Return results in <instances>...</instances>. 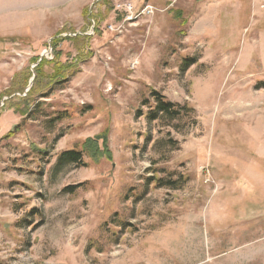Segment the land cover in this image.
<instances>
[{"label":"rangeland","instance_id":"1","mask_svg":"<svg viewBox=\"0 0 264 264\" xmlns=\"http://www.w3.org/2000/svg\"><path fill=\"white\" fill-rule=\"evenodd\" d=\"M0 264H264V0H0Z\"/></svg>","mask_w":264,"mask_h":264},{"label":"trees","instance_id":"2","mask_svg":"<svg viewBox=\"0 0 264 264\" xmlns=\"http://www.w3.org/2000/svg\"><path fill=\"white\" fill-rule=\"evenodd\" d=\"M195 60H188L186 61V64L183 66V71L189 67L190 65L194 64ZM73 75V73H72ZM62 76V75H61ZM69 79L64 80L65 84L68 83ZM151 97L153 100H155L153 104V110H151L147 116L149 121H155L159 118L158 115H166L167 117L171 119H176L181 116L182 111L184 109L187 110V108L181 107L178 104L168 102L165 100V98L156 91H152ZM144 106L150 105L149 100H144L143 102ZM25 116L28 118V115L25 114ZM143 116V113L141 110L137 112V118H140ZM83 152L80 150H69V151H64L63 153L60 154L59 156V163H66V164H72L77 167L81 166H86V164L83 161ZM161 183V182H160ZM163 186H167L170 188H175L177 187V182L176 181H166L164 182ZM79 185H74V186H69L65 188L66 192L69 193H75V191L79 188Z\"/></svg>","mask_w":264,"mask_h":264},{"label":"built area","instance_id":"3","mask_svg":"<svg viewBox=\"0 0 264 264\" xmlns=\"http://www.w3.org/2000/svg\"><path fill=\"white\" fill-rule=\"evenodd\" d=\"M147 10H148V9H147ZM147 10H146V11H147ZM148 11L151 12L150 10H148ZM48 54H49V52H48Z\"/></svg>","mask_w":264,"mask_h":264}]
</instances>
